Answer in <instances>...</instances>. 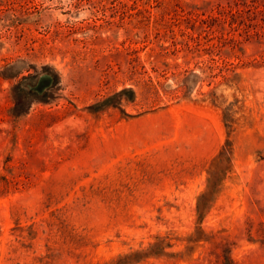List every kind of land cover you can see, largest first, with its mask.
Masks as SVG:
<instances>
[{"label":"rangeland","instance_id":"374dc122","mask_svg":"<svg viewBox=\"0 0 264 264\" xmlns=\"http://www.w3.org/2000/svg\"><path fill=\"white\" fill-rule=\"evenodd\" d=\"M0 264H264V0H0Z\"/></svg>","mask_w":264,"mask_h":264},{"label":"flooded vegetation","instance_id":"af4514ba","mask_svg":"<svg viewBox=\"0 0 264 264\" xmlns=\"http://www.w3.org/2000/svg\"><path fill=\"white\" fill-rule=\"evenodd\" d=\"M55 82V75L48 68H43L40 71L31 72L24 79L22 85L24 88L21 92L24 94L23 97L27 99L45 101Z\"/></svg>","mask_w":264,"mask_h":264}]
</instances>
